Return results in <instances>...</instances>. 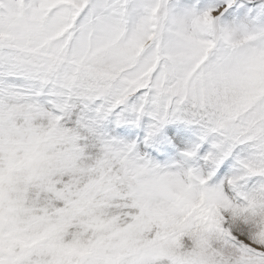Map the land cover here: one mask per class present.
<instances>
[{
    "label": "snow or ice",
    "instance_id": "obj_1",
    "mask_svg": "<svg viewBox=\"0 0 264 264\" xmlns=\"http://www.w3.org/2000/svg\"><path fill=\"white\" fill-rule=\"evenodd\" d=\"M0 264H264V0H0Z\"/></svg>",
    "mask_w": 264,
    "mask_h": 264
}]
</instances>
